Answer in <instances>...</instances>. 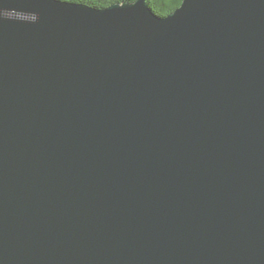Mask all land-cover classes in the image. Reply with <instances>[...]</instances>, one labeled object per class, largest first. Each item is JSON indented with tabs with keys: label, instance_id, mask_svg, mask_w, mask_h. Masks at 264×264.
<instances>
[{
	"label": "water",
	"instance_id": "95a60500",
	"mask_svg": "<svg viewBox=\"0 0 264 264\" xmlns=\"http://www.w3.org/2000/svg\"><path fill=\"white\" fill-rule=\"evenodd\" d=\"M0 264H264V0H0Z\"/></svg>",
	"mask_w": 264,
	"mask_h": 264
},
{
	"label": "trees",
	"instance_id": "16d2710c",
	"mask_svg": "<svg viewBox=\"0 0 264 264\" xmlns=\"http://www.w3.org/2000/svg\"><path fill=\"white\" fill-rule=\"evenodd\" d=\"M70 2L86 3L94 7H106L112 3L132 2L134 0H65ZM154 13L164 16L176 9L182 0H146Z\"/></svg>",
	"mask_w": 264,
	"mask_h": 264
}]
</instances>
